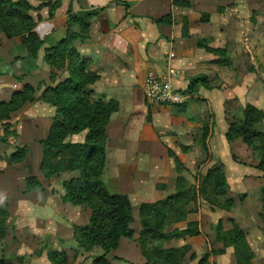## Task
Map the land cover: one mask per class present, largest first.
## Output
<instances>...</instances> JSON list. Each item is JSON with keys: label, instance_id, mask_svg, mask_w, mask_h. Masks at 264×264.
<instances>
[{"label": "crops", "instance_id": "crops-1", "mask_svg": "<svg viewBox=\"0 0 264 264\" xmlns=\"http://www.w3.org/2000/svg\"><path fill=\"white\" fill-rule=\"evenodd\" d=\"M26 1L32 6L28 11L34 21L32 29L44 42L36 58H31L27 57L20 36L5 37L0 32V102L8 101L25 83L36 86L41 81L38 79H43L42 85H53L49 79L50 68L43 61L45 49L58 45L66 38L71 28L67 23L69 14L84 15L97 11L87 20L89 30L86 38L75 39L71 45L80 57L88 59L89 70L99 75L89 86L90 89L102 95L104 100L113 99L118 103V110L111 114L105 128L106 163L101 179L104 184H113L118 190L116 193L129 197L133 215L130 227L135 233L139 231L138 227L133 226L137 222L140 203L154 202L174 192L177 170L168 151L185 165L181 175L193 182L189 174L193 170V163L188 166L187 161L191 155L200 154L194 140L203 119L209 116L211 123L206 140L209 162L206 168L222 164L229 196L238 199L237 196L241 195V201H237L231 212L223 211L221 223L224 229L229 228L228 218L239 223L246 231L248 243L254 251V264H264V224L258 218L262 203H251L248 199L249 191L260 187L262 172L256 168L257 158L241 139L228 141L225 137L234 111L239 112L246 104L259 108L256 97L260 94L254 91V85L239 82V79L232 84L225 76L230 69H235L240 76L246 72L244 59L247 54L256 61L259 56L257 52L261 53L262 38L258 31L262 19L260 12L263 10L261 0H59L55 7L53 3L56 0ZM235 25L247 27L248 33L238 32V36L230 38L228 29ZM72 27L79 29V25ZM215 28L223 30L221 32L225 39L222 37L221 42L209 33L214 32ZM203 40L209 47L226 48V61L218 62V55L200 46L199 42ZM230 43L233 44L231 53ZM171 71L175 73L171 75V84L182 93L193 77H206L210 82L209 87H198L194 97L187 94L189 97L181 111H177L174 105L149 103L144 93L147 73L169 76ZM215 81L220 85L213 84ZM231 103H236L237 110L230 108ZM25 106L35 107L37 104L28 103ZM148 113L151 117L147 121ZM39 119L42 120V117ZM47 131L41 135L35 133L33 138L30 135V138L39 140ZM69 140L82 142L83 138L78 134ZM35 144L39 147L33 148L38 162L35 170L40 176L36 172H30L28 176H36L43 190L23 193L25 180L21 183L9 181L4 185L8 193L5 196L1 194L0 201L1 204L17 201L19 209L29 210L31 223L36 220L37 211L46 218L48 213L53 214L50 207L53 189L50 184L53 182L44 185L41 180V147L38 142L29 147ZM15 151L17 148L6 153V156ZM12 184L15 187L17 184V191L10 189ZM64 207L69 217L70 207L62 204L63 214ZM8 211L10 216L9 205ZM199 211L188 214L185 222L175 226L182 228L187 221L198 220ZM39 221L40 225H48L46 219V223L44 219ZM48 228H42L38 235L53 236V227L51 230ZM200 238L197 235L171 240L167 247L184 244L195 246L201 241ZM128 244L131 245L129 249L138 251L136 242L130 243L127 238L120 240L117 250H127ZM42 255L46 257L45 252ZM219 255H231V264H235L231 246Z\"/></svg>", "mask_w": 264, "mask_h": 264}, {"label": "trees", "instance_id": "trees-1", "mask_svg": "<svg viewBox=\"0 0 264 264\" xmlns=\"http://www.w3.org/2000/svg\"><path fill=\"white\" fill-rule=\"evenodd\" d=\"M45 4L47 3L42 5ZM58 4L59 0H56L53 7ZM31 9L32 6L26 0H0V32L5 37L20 36L27 57L36 58L44 39L32 29L34 21L28 14ZM96 13L97 11L84 15L69 14L67 23L68 28H71L66 38L44 51L43 61L50 68V81L57 79L60 74L56 69H64V64L68 69L66 77L55 85L46 86L38 97H35V88L24 85L22 89L15 91L8 101L0 102V121L6 120L10 113L25 103L35 100H41L55 108V117L51 120L47 134L37 141L41 147L39 170L44 178L65 172H78L76 177L63 182V199L91 210L86 223L72 225V238L76 246L85 252L93 248L101 250L100 254L92 258L93 264H110L108 255L118 248L122 238L138 244L144 258L142 264H184L186 253L190 250L189 245L165 248L162 244L197 236L201 231L198 221H187L182 228L175 225L185 222L188 214L196 212L200 200L210 207L231 212L241 198L229 196V186L222 164L213 165L202 174L195 173L194 182H189L181 175L183 164L168 151L177 170L174 192L154 202L140 203L137 207L140 229L135 233L130 227L133 215L129 197L123 193H110L101 181L106 160L105 127L111 114L118 109V103L113 99L104 100L102 95L88 88L98 76L91 70H85L88 59L80 57L71 45L75 39L86 38L89 30L87 20ZM73 25H79V29L74 30ZM199 45L207 52L218 55V62L226 61V48L209 47L204 40L200 41ZM209 84L204 76L193 77L183 92L192 95L198 87L208 88ZM183 106L181 104L173 107L181 111ZM239 113L238 118L233 117L228 123L225 137L228 141L241 139L257 158L256 168L262 172L259 187L262 209L258 218L264 224V130L261 128L264 110L246 104ZM210 123L208 119L203 121L194 140V143L205 151V155ZM80 133H83L82 142L69 140L73 135ZM25 148H18L10 155V161H21ZM32 190H43V187L35 177L27 176L23 193ZM8 218V204L2 203L0 240L6 236ZM228 222L227 229H224L221 221L212 227L215 231V242L220 247L206 252L198 264H208L211 255L222 254L229 246L233 248L235 264H254L255 254L248 243L246 231L234 219L228 218ZM78 248L73 249L72 256L65 251L49 252L47 259L50 264H71ZM194 256V253H190L188 257L191 259Z\"/></svg>", "mask_w": 264, "mask_h": 264}, {"label": "rangeland", "instance_id": "rangeland-1", "mask_svg": "<svg viewBox=\"0 0 264 264\" xmlns=\"http://www.w3.org/2000/svg\"><path fill=\"white\" fill-rule=\"evenodd\" d=\"M259 2L262 3L261 7L263 9L260 12L261 15L260 17L262 18L260 24L261 27L260 30H258L262 38L261 53L257 52L259 56L257 57L258 59L256 61H253V58L250 56V54H247L246 58L244 59L246 72L241 73L239 76L238 73L235 71V69L234 70L230 69L229 74L226 75L225 77L232 84L233 82H237V79H239V82L247 83L248 85L251 84L254 85V91L260 94L259 97H256V99H258L257 105L259 106V108H262V110H264V0H261ZM228 30L230 31V38L232 36L235 37L238 36V32H241L243 34L248 33L247 27H243L241 25H235L234 28L231 27ZM221 31L223 30L215 28L214 32L211 31L209 33H211L212 38L219 39V42H221L220 39L224 37V34ZM224 31H227V29H224ZM230 41L232 42V40ZM232 50H233V44L230 43L229 52L231 53ZM64 66H65L64 69L63 67L56 69L60 75L58 74L59 75L58 77L55 76L57 78L56 80L55 78L52 80L54 85L57 82L61 81L68 74V69L66 68L65 64ZM88 66L89 63L87 62L85 70L87 69L89 70ZM237 69L239 70V66L237 67ZM65 73L66 75L62 77ZM97 76L99 77V75ZM38 81L40 83H38L36 86L30 83L24 84V85H31L33 88L36 89L35 97H38L41 91L46 86L50 85V83H47V85H42V83L44 82L43 79H38ZM36 82L37 81H35V83ZM213 84L220 85L217 81L213 82ZM89 86L88 88H90ZM190 96L194 97L193 94ZM28 103H32V105L37 104V106L35 107L25 106ZM46 104L47 103L41 100L27 102L17 110L10 113L9 117L6 120L0 121V148H2V151L0 149V201H1V194L2 196H5V194L8 193L7 187L4 186L6 185L7 182L19 181L21 183L23 180H25V177H27L30 172H34V173L36 172L35 169L38 162H37V155L33 153V148L36 147L37 149H39V147L37 146V144H35V146L32 147H29V145L36 143L38 141V139H31V138L34 137L33 135L35 133H37L36 135H41L44 132H46V130H48L50 126L51 119L53 118V116L55 117V108L51 105L48 106L49 104L48 105ZM236 107H237L236 103L230 104V108L236 109ZM233 115L234 117L238 118L240 116V113L238 111H234ZM39 117H42V120H40ZM150 117L151 115L150 113H148L146 115V120L147 121L150 120ZM36 118L37 120L33 121ZM206 119L210 121L209 116ZM261 126H262L261 128L264 130V120L262 121ZM5 129H7L6 133H5ZM80 135L83 138V133H80ZM22 147H26L25 150H23L22 152V160L16 163L10 161V156L8 157L6 155L10 151L12 152L13 148L18 149ZM199 151L200 154L191 155L187 161L188 166L191 165L190 163H193V170L189 171V174H191L192 177L194 176L195 173L198 174L204 173L205 170L207 169L206 167L209 162V154L206 152L205 155V151H202L200 148ZM5 164L9 166H5ZM183 167L186 168L184 164ZM35 174L40 176L39 172H36ZM77 174H78L77 171L65 172L57 176H53L51 178H44V177L41 178V180H43L44 185L48 182H53V184H50V186L51 185L53 186L51 200H50L51 203L50 207L51 210L53 211V214L48 213L47 215L48 218H46L45 216L42 215V213H39L37 211L35 213V215H37V218L36 220L34 219L35 220L34 223H31L29 221V210L25 211L23 209H19V204L17 201L8 204L11 211H10V216L8 218V224H7L8 229L6 236L4 239L0 240V264H19V262H21V264H50L47 259V253L49 252L59 253L61 251H65L68 252L70 256L73 255V249H76L78 247L76 246L72 238V225L86 223L89 219L91 212V210L85 206L73 204L71 201H67L63 199V196L65 194L63 182L68 181L73 177H76ZM63 178L65 179L63 180ZM12 185L13 186L10 189H16L17 191L18 190L17 184L16 187L14 184ZM104 186L110 193H116L118 191V190L116 191L115 187L111 183H107V184L105 183ZM239 197L241 198V195L237 196V198ZM248 199L250 200L251 203L252 202L260 203L259 187L251 189L249 191ZM62 204L68 205L70 207L69 217H67L68 213L64 211L65 207L63 208L64 214L61 213ZM197 204H198V208L196 213H198L199 209L200 211H199L198 220L196 221H198V226L201 231L200 234L201 241L195 244V246L184 244L190 246V250L187 251L186 257L184 258V264H198V261L202 259V257L206 252H209L210 250L213 249H218L220 247V245L215 242V231L212 230V227L214 228V225H216L218 221H221V219L223 218L222 213L224 210L210 207L205 202H203V200H200V202H198ZM52 206L54 207L52 208ZM190 207H192V204ZM42 219H44L45 223H46L45 221L46 219L48 221L47 222L48 225H42V224L40 225L39 220ZM30 224L33 225L30 226ZM31 227H33V229H31ZM47 227H49L48 230H51V227H53L52 228L53 229L52 232L54 233L53 236H50L48 234L43 236L38 235L42 231V228L47 230ZM133 227H138V229H140V223L138 218H137V222L134 224ZM31 232L33 233L34 237L32 236ZM129 242L132 243L134 241L129 240ZM168 242L171 241L164 242L162 246L167 248V245H170V243ZM136 245L139 253L138 251H135L134 248L129 249L131 246L129 244L126 247L127 250L124 249L123 251H121L122 248H120L118 250L117 249L114 250V252L111 251L108 255V257L110 258V264H142L144 262V258L140 252L138 244ZM168 247H179V246H168ZM43 252H45L46 254L45 258L42 255ZM100 253L101 250L99 248H93L88 252H85L78 248L75 259L74 261H72L71 264H93L92 258ZM190 253H194L195 255L191 259H189L188 257ZM41 256L42 258L39 259V257ZM216 259H218V261ZM231 260H232L231 255H223V256L211 255L208 258V264H231L232 262Z\"/></svg>", "mask_w": 264, "mask_h": 264}, {"label": "built area", "instance_id": "built-area-1", "mask_svg": "<svg viewBox=\"0 0 264 264\" xmlns=\"http://www.w3.org/2000/svg\"><path fill=\"white\" fill-rule=\"evenodd\" d=\"M171 75L159 76L154 73H147L144 80V93L146 100L151 104L160 105H181L189 95L176 90L171 84Z\"/></svg>", "mask_w": 264, "mask_h": 264}]
</instances>
